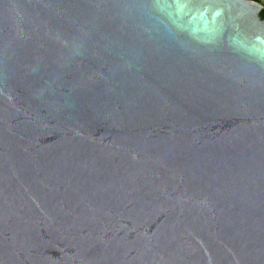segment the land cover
I'll use <instances>...</instances> for the list:
<instances>
[{"label":"water","instance_id":"water-1","mask_svg":"<svg viewBox=\"0 0 264 264\" xmlns=\"http://www.w3.org/2000/svg\"><path fill=\"white\" fill-rule=\"evenodd\" d=\"M263 10L0 0V264H264Z\"/></svg>","mask_w":264,"mask_h":264},{"label":"trees","instance_id":"trees-1","mask_svg":"<svg viewBox=\"0 0 264 264\" xmlns=\"http://www.w3.org/2000/svg\"><path fill=\"white\" fill-rule=\"evenodd\" d=\"M257 1H260V2L264 3V0H257ZM261 15L264 18V10L261 12Z\"/></svg>","mask_w":264,"mask_h":264}]
</instances>
